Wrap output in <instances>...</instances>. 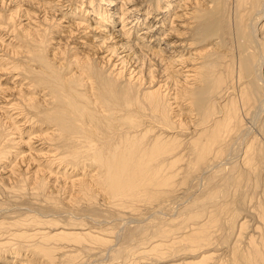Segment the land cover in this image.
Instances as JSON below:
<instances>
[{
    "label": "bare ground",
    "instance_id": "bare-ground-1",
    "mask_svg": "<svg viewBox=\"0 0 264 264\" xmlns=\"http://www.w3.org/2000/svg\"><path fill=\"white\" fill-rule=\"evenodd\" d=\"M0 264H264V0H0Z\"/></svg>",
    "mask_w": 264,
    "mask_h": 264
}]
</instances>
